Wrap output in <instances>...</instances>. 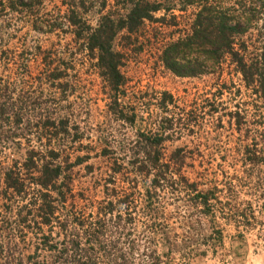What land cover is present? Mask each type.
<instances>
[{
	"label": "trees",
	"instance_id": "obj_1",
	"mask_svg": "<svg viewBox=\"0 0 264 264\" xmlns=\"http://www.w3.org/2000/svg\"><path fill=\"white\" fill-rule=\"evenodd\" d=\"M45 1L0 0V14L19 13L39 31L44 25L49 31L67 30L78 45L74 49L94 60L108 99L105 106L110 126L114 122L136 129L127 148L133 185L129 190H116L115 184L106 189L110 192L95 210L78 205L83 195L73 191L71 170L88 155L69 161L71 154L60 143L68 136H74V142L81 137L70 132L75 125L70 113L61 112L60 107L68 88V82L60 80L69 67L62 65L65 60L58 49L3 50L2 59L11 57L12 64L3 59L0 142L15 143L12 149L17 157H8L4 164L1 157L8 145L0 144L3 194L10 202L8 210H14L0 226V264H169L176 256L188 264L189 259L208 252L214 255L222 247L223 229L215 226L216 219L231 224L239 239L249 229L261 226L264 115L262 129H242L245 116L241 111L227 113L235 124L242 174H224L221 186L215 182L199 188V182L181 173L184 149L176 148L165 158L162 146L177 132L186 130L189 135L194 129H172L182 118L170 114V107L177 105L167 91L152 95L150 101L143 102L144 97L125 99L127 79L120 68L126 53L116 48L115 40L120 36L130 44L137 43L133 49L139 51L158 34L157 27L148 28L146 23L178 28L180 18L191 8L190 18L177 29L178 35L159 49L162 65L180 77H199L216 73L228 62L259 101L258 108L264 110V0H60L53 18L43 11ZM90 15H95L94 21ZM31 60L40 62L39 75H33ZM33 80L53 88L52 96L57 95L54 112L43 104L47 100H40L44 89L33 88ZM18 82L26 83L24 89H15ZM152 100L161 114L147 124L140 113L148 112ZM216 111L217 107L209 109L208 114ZM180 113L186 117L193 114L178 108ZM137 123L143 126L136 127ZM105 136L100 155L111 160L110 171L115 175L120 160L111 156L116 149L107 145L109 133ZM141 181L143 192L135 190ZM168 182L171 188L176 187V193L184 195L169 191L175 196L172 200L182 203H171L173 211L169 212V203L160 195ZM242 190L247 194L243 199L239 197Z\"/></svg>",
	"mask_w": 264,
	"mask_h": 264
},
{
	"label": "rangeland",
	"instance_id": "obj_2",
	"mask_svg": "<svg viewBox=\"0 0 264 264\" xmlns=\"http://www.w3.org/2000/svg\"><path fill=\"white\" fill-rule=\"evenodd\" d=\"M56 7L60 8V0H47L43 4V11L48 13V16L53 14V18ZM192 10L189 8L183 14L179 20L178 28L177 26L146 23L148 28L157 27L159 30L156 39L149 44H144V47L139 51L133 49L138 45L137 43L130 44L120 36L116 38L115 45L117 49L126 53L123 66L120 68L127 79L125 99L133 100L135 97H144V102L151 99L152 95L155 97L160 92L167 91L173 96L177 105L174 108L170 107V114L175 113L174 116L182 118L180 122L175 121V126L172 129H194V132L189 135L186 130L181 133L177 132L173 138L163 143V152L164 157L167 158L176 148L182 147L186 153V159L181 173L190 181L199 182V188L205 189L215 182L221 186L224 174L228 176L234 173L242 174L238 150L235 149L237 145V133L234 132L235 124L230 121L231 118L227 113L241 111L240 113L245 116L242 129H262L264 110L258 108L259 101L244 87L240 73L228 62H225L222 69L216 73L199 77H180L162 65L158 58L159 49L164 43L178 35L177 29L183 27L185 20L190 18ZM94 17L95 15L88 16L92 21H94ZM42 27L41 31L35 29L31 22L23 19L19 13H10L9 15L3 12L0 14V75L4 66L3 59L12 64L11 57L2 59L4 57L1 55L3 50L18 52L25 48L33 51L36 46H40L42 49H58L61 52L60 55L65 60L62 65L69 67L65 68L64 74L66 73V75L60 80L68 82L66 96H61L60 99L61 112L70 113L71 124L75 125L70 132L78 133L81 137L74 142V136H68L60 143L68 153L70 152L69 161H74L77 156L83 154L88 155L87 160L72 167L71 177L73 191L83 195L78 205L95 210L98 203L106 197V193L110 192L106 189H111L115 184L116 190L120 191L123 187L129 190L133 185L131 179L134 173L130 164V152H127V148L133 141L136 129L122 128L117 123L113 124L114 122H111L113 126H110L105 106L108 99L104 93V83L94 66V60L88 58L81 50L74 49L78 45L72 42L71 35L67 30L66 32L59 29L49 31V26ZM63 28L67 29L64 26ZM40 67L38 60H31L30 69L33 75H39ZM40 82L43 80L41 79ZM38 83L39 81L33 80L32 87L37 91L41 88L44 89V95L40 96V100H47L43 104L45 107L50 105L54 112L56 106L53 99L57 95L52 96L55 92L52 90L53 88H49L48 83L43 85H38ZM25 85L26 83L18 82L14 87L19 90L20 88L24 89ZM204 99L212 103V106H209V103L206 104L207 101L204 102ZM153 103L155 100L151 101L148 112L140 113L147 124L160 118L158 115L161 114V111ZM216 107V112L208 114L209 109L215 111ZM178 108H184L185 111L192 110L191 120H189L190 116L186 117L185 113L177 114ZM47 109L51 110V108ZM149 111L152 112V116ZM141 123H137L136 127L143 126ZM108 133L107 143L111 142L107 145L116 149L111 156L117 157L121 164L120 171L115 175L110 171L111 160L100 155L104 147L102 141ZM23 142L24 140H22V144ZM42 142L44 143L45 140ZM32 143L37 145V142ZM0 144L7 146L8 141L0 142ZM14 146H16L15 143H10L4 149L1 157L4 164L9 158L17 157L12 149ZM8 147L10 148L8 149ZM149 179L146 183L149 182ZM175 188V186L171 188L170 182H168L164 184L162 189L164 192L160 193L163 199L169 203L166 205L168 212L173 211L171 203L177 201L172 200L175 197L173 194L184 196L179 192L176 193L173 190ZM135 190L144 191L142 181ZM169 191H172L173 194H170ZM246 196V190H242L239 197L243 199ZM4 197L0 175V226L5 225L3 220L8 217V212L11 214L14 211L12 208L10 211L8 210L10 202ZM176 203L182 204L179 201ZM259 218L263 224L246 231L243 239L235 237V229L231 224L216 219L215 226L223 229L222 247L214 255L208 252L205 256H195L189 259L187 263L264 264V213ZM171 220L173 221V219ZM203 222L205 228H208V222L205 220ZM1 235L0 233L2 242ZM169 264L185 263L176 256Z\"/></svg>",
	"mask_w": 264,
	"mask_h": 264
}]
</instances>
